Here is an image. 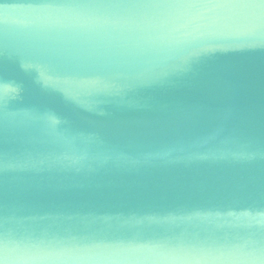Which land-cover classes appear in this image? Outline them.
I'll return each instance as SVG.
<instances>
[{
	"label": "water",
	"instance_id": "95a60500",
	"mask_svg": "<svg viewBox=\"0 0 264 264\" xmlns=\"http://www.w3.org/2000/svg\"><path fill=\"white\" fill-rule=\"evenodd\" d=\"M0 264H264V0H0Z\"/></svg>",
	"mask_w": 264,
	"mask_h": 264
},
{
	"label": "snow or ice",
	"instance_id": "6c2138e0",
	"mask_svg": "<svg viewBox=\"0 0 264 264\" xmlns=\"http://www.w3.org/2000/svg\"><path fill=\"white\" fill-rule=\"evenodd\" d=\"M99 83H100V82H98V81H97V82H94V84H99Z\"/></svg>",
	"mask_w": 264,
	"mask_h": 264
}]
</instances>
